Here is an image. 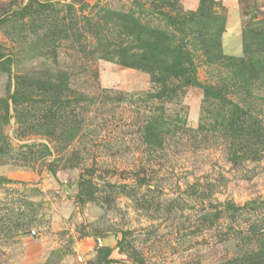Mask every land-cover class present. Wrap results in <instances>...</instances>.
I'll return each instance as SVG.
<instances>
[{
    "label": "rangeland",
    "instance_id": "rangeland-1",
    "mask_svg": "<svg viewBox=\"0 0 264 264\" xmlns=\"http://www.w3.org/2000/svg\"><path fill=\"white\" fill-rule=\"evenodd\" d=\"M247 246L264 259V0H0V264Z\"/></svg>",
    "mask_w": 264,
    "mask_h": 264
},
{
    "label": "trees",
    "instance_id": "trees-1",
    "mask_svg": "<svg viewBox=\"0 0 264 264\" xmlns=\"http://www.w3.org/2000/svg\"><path fill=\"white\" fill-rule=\"evenodd\" d=\"M191 19H193V17H191ZM220 59L223 61L225 58L220 57ZM225 60H228V63H232L234 61L232 58H227ZM250 66L251 65L247 64V66L245 67H250ZM205 90L207 93L209 92L207 87L205 88ZM218 205H220V207L222 208L221 211H223L224 213L225 212L229 213L230 216L236 215L244 211L243 206H239V205H235L231 203H218ZM241 231H244V230H241ZM247 232H249V230H247ZM260 250L261 248H252L250 246L249 247L247 246L245 250L242 251L241 253H238L237 255H233L232 257H229V258H224L221 264H264V259H258L260 258L258 254ZM263 258H264V255H263Z\"/></svg>",
    "mask_w": 264,
    "mask_h": 264
}]
</instances>
